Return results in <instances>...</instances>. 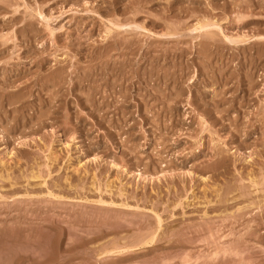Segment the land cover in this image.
I'll use <instances>...</instances> for the list:
<instances>
[{
  "label": "rangeland",
  "instance_id": "1",
  "mask_svg": "<svg viewBox=\"0 0 264 264\" xmlns=\"http://www.w3.org/2000/svg\"><path fill=\"white\" fill-rule=\"evenodd\" d=\"M160 263L264 264V0H0V264Z\"/></svg>",
  "mask_w": 264,
  "mask_h": 264
},
{
  "label": "bare ground",
  "instance_id": "2",
  "mask_svg": "<svg viewBox=\"0 0 264 264\" xmlns=\"http://www.w3.org/2000/svg\"><path fill=\"white\" fill-rule=\"evenodd\" d=\"M209 26V25H208ZM201 27H203V25L201 24ZM200 27V28H201ZM207 27V26H206ZM200 28H198V29H200ZM109 64V63H108ZM118 68V67H117ZM22 73V72H21ZM122 77V76H121ZM173 80V79H172ZM149 81V80H148ZM130 92V91H129ZM115 98V97H114ZM236 101V100H235ZM232 102V101H231ZM218 103V102H217ZM217 144V143H216ZM218 147V146H217ZM211 164V163H210ZM123 198V197H122ZM143 237V236H142ZM144 238V237H143ZM129 241V240H128ZM34 259V258H33ZM161 264V263H160ZM165 264V263H164Z\"/></svg>",
  "mask_w": 264,
  "mask_h": 264
}]
</instances>
